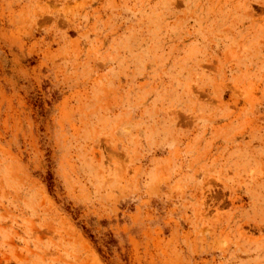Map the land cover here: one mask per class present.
I'll use <instances>...</instances> for the list:
<instances>
[{"label":"rangeland","instance_id":"1","mask_svg":"<svg viewBox=\"0 0 264 264\" xmlns=\"http://www.w3.org/2000/svg\"><path fill=\"white\" fill-rule=\"evenodd\" d=\"M0 264H264V0H0Z\"/></svg>","mask_w":264,"mask_h":264}]
</instances>
